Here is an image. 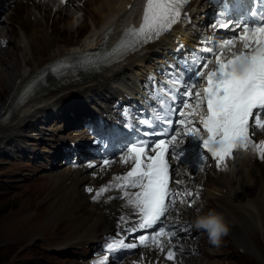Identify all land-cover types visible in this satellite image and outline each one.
I'll return each instance as SVG.
<instances>
[{"label": "bare ground", "instance_id": "obj_1", "mask_svg": "<svg viewBox=\"0 0 264 264\" xmlns=\"http://www.w3.org/2000/svg\"><path fill=\"white\" fill-rule=\"evenodd\" d=\"M53 1L57 2V5H55L54 2V6L58 9L54 14L57 13L60 15L55 20L51 17V9L53 8L51 3ZM128 1L129 0H113V4L104 5L105 7L101 6L96 10L93 5L91 8L88 6V0H84V2L78 0L77 5L79 6H77V12L84 13V10H90L92 12L91 16L88 18V22L91 24L88 32L90 33V39L94 38L95 35L99 37L104 31H116L122 23V19L114 13L120 6L126 4ZM216 1L218 0H196V2L193 3V5L196 6L195 12L190 14V17L192 18L191 23L187 26L177 27L174 30L172 37L158 43L155 51L165 48L171 43V39L175 40L172 48L166 49L169 52L168 59L171 60L175 46L180 42L185 43L184 37H201V35L198 34L197 29H201L202 31L207 30V25L209 24L207 22H209L213 12L217 10L215 8ZM219 1L224 6L226 0ZM0 6H2V2L0 3ZM15 7V9L13 8L15 17H13L11 21L17 25V29H11L10 32L7 31L2 34L1 37L5 38L4 36H8V38H12L13 45L16 49L15 54H17L18 58L13 59V56L10 55V53L7 54V51L2 52L1 61L2 65H4L3 73L6 74V77H0V81H4L2 82V86L4 85L7 88L4 102L2 106L0 105V117L7 110H11L10 119L6 123L0 125V144H5V149H7L6 153H3L12 156L14 155L13 149L15 143L16 146H23L31 135H35L33 129L28 128L25 130V126L32 123V120L38 117L45 118V113L50 109H57L60 112V107H62L61 97L66 90L76 88L87 97L94 93H112L116 90V84L120 82V77L130 74L136 66H138V71L141 70V68L145 67V61L150 60V56H147L143 60L140 59V63L128 61V63L122 65L114 72L109 73L107 71H102L92 78L80 75L79 77L70 76L64 80L54 79L42 90H39L34 96L35 98L31 96L29 101L21 107H18L13 103L15 96L18 93L19 86L23 81L31 77L33 72L40 68L44 63L54 58L60 57L69 52L84 49L86 46H92L90 45L92 44V41L85 36L86 39H83V42L79 44L76 43L69 49H66L61 45L58 35H64V33L61 32V29L58 30L53 27V25L58 24L61 19L60 10L64 11V16L68 17L67 23L64 25L67 26L69 32L73 30V26L79 25V22L77 24L76 22L80 19L82 20L85 16L84 15L83 18L79 17L78 20L75 18L73 19V14L71 12L63 10L64 8H67V5H63L61 0H17L15 2ZM10 13L8 14L9 17ZM69 13L72 15H69ZM99 40L100 39L97 38L96 43H98ZM164 60L165 59L163 58L162 62H164ZM192 76L193 79L191 82H195L197 77L194 75ZM73 77L77 80L75 83ZM17 80L19 81L16 82ZM58 82L63 83L59 84ZM0 93H3V90L0 91ZM52 97L56 98L53 101L48 102L50 99L52 100ZM112 97L116 98L117 96L113 95L106 100L104 99L103 104L106 105ZM91 98L93 97H90L89 99ZM39 104L42 105L38 106ZM75 106L76 105H73L71 108L76 109ZM77 114L79 113H76V115ZM258 138H262V141H264L262 131L258 133ZM48 157H52V154ZM260 166L261 165L258 161L245 159L241 161V169L237 171L232 169L228 173H220L214 167L206 168L204 173L206 182L203 186L200 182L201 175L192 180H187L188 184L197 186V189L203 193L202 199L210 198L219 204L217 211L221 212L226 220H230V222L233 223V230L231 231L230 237L233 238L234 243L238 245V247L245 246L247 249L248 235L246 227L249 226L253 217H247V207H243L241 204L242 197H239V201L236 195L235 197L232 196L230 190L236 185L240 186L243 192L247 191L246 189H243V185L249 178H252L251 187L253 183L254 189L260 185L259 189H256V193L252 199L258 202L262 207L261 209H263L264 161L261 166L263 167V171H256V173H260V176L253 177L255 173L252 174L251 171L256 169V167L257 169H260ZM125 169L126 168L121 165L119 160H115L107 169L101 171L98 169H92L89 171L79 169H58L49 174L51 184L45 199L47 200L49 207H52L50 209L46 208L50 211L47 219L50 222L55 223L60 221L63 222V224L68 225L69 229H71V235L67 238L64 236L65 241H78L86 231L90 232V238H92L93 232L97 231L99 226H107L109 224L107 216L101 211L102 209L115 210L116 201L114 199H106V195L104 196L102 194L96 199L93 197L89 199L93 193L87 195L84 189L87 186H94L95 188L105 186L113 179L110 178V176L122 174L125 172ZM247 172L249 173L247 174ZM94 174L105 175V177L94 178ZM174 177L177 178L178 176L175 175ZM238 177L240 178L238 179ZM230 180L233 181L231 182ZM227 188L230 190L228 191ZM249 191L253 193L252 190ZM222 206L226 207L227 214H224V210L221 209ZM184 208L185 205L182 204L177 208L178 211L175 210V220L179 218L181 220L187 219L195 222L196 216L193 211L184 210ZM262 226H264V224H262ZM159 251L160 249L158 247L153 251L142 249L138 254L139 257L134 259L131 263L145 264L147 260L152 259H158V261H161Z\"/></svg>", "mask_w": 264, "mask_h": 264}, {"label": "snow or ice", "instance_id": "obj_2", "mask_svg": "<svg viewBox=\"0 0 264 264\" xmlns=\"http://www.w3.org/2000/svg\"><path fill=\"white\" fill-rule=\"evenodd\" d=\"M187 2L188 0H146L140 26L127 29L124 38L107 54V58L123 55L159 38L178 22ZM219 27L230 26L228 23H221ZM235 28L242 31L224 39L218 47L214 43L203 49L211 58L203 57L193 61L200 65L193 73L197 80L184 89L185 99L180 101L179 109H167L178 113V119L173 121L167 115L157 116V119L169 126L174 123L179 125L182 133L175 132L170 139H158L151 143L147 140L131 143L127 146L126 154L121 157L123 164H130L129 170L113 177V182L100 188L93 197L98 198L111 187L125 189L123 195L128 205L136 211L140 229L157 225L176 208L177 203L184 204L186 197H191L188 207L195 203L191 189H185L181 194L170 187V183H182L172 180L176 168L184 163L186 155L178 140L194 139L202 142L205 152L201 153V159L209 158L207 154H210L217 168H227L226 161L235 150H247L250 146L264 159V141L254 142L252 139L257 130H264V13L260 14L259 22H254L251 26L244 23ZM238 42L242 47L239 52H235L232 49ZM225 52L229 54L227 59L224 58ZM200 80L204 81L203 87L199 85ZM173 83H184L179 73ZM168 92L173 100L178 98L172 88ZM140 123L152 127V122L148 119ZM108 163L104 161L106 166ZM128 188L138 191L131 193L127 191ZM87 191L92 192L93 189L88 188ZM196 194L198 195V191ZM130 230L136 231V228ZM176 236L177 232H166L161 228L151 237L152 246L164 252L160 238L167 237L171 244L172 238ZM148 239L141 235L137 244L125 243L121 238L109 243L107 249L113 252L122 248L147 247ZM166 258L169 261L176 259V253L171 247L166 250ZM107 259L104 257L98 264H107Z\"/></svg>", "mask_w": 264, "mask_h": 264}, {"label": "rangeland", "instance_id": "obj_3", "mask_svg": "<svg viewBox=\"0 0 264 264\" xmlns=\"http://www.w3.org/2000/svg\"><path fill=\"white\" fill-rule=\"evenodd\" d=\"M77 1L78 0H70L67 8H64L63 10H68L69 12H71L73 14V19L75 18L76 20H78L79 17L83 18V16L85 15L82 20L80 19L76 22V24L79 22V25L73 26V30L69 32L67 26L64 25L67 23L68 17L64 16L65 13L62 10H60V21L58 22V24L53 25V27L57 28L58 30L61 29V32L64 33V35H58V37L61 41V45L66 49H69L76 43L79 44L83 42V39H86V37H88V39L92 41V44L94 42V38L90 39V33H88L91 25L88 22V18L89 16H91L92 12L90 10H84V13L77 12L76 9L77 6H79L77 5ZM88 1V6L91 8V6L93 5L96 10L101 6L105 7L107 4H113V0ZM54 2L55 1L51 3V5L53 6V8L51 9V17L53 20L60 16L57 13L54 14V12L58 10L54 6ZM80 2H84V0H80ZM55 5H57V2H55ZM14 9L10 13V17L9 15L6 18L4 16L5 20L1 23L0 26V37L7 31L10 32L11 29H17V25L13 21H11L12 18L15 17ZM71 13H69V15ZM4 37L8 38V36ZM8 39L9 42L6 48L7 54L10 53V55L13 56V59H17L18 56L17 54H15L16 49L13 45L12 38ZM162 59L160 60V62H162ZM3 69L4 65H2L0 56V77L2 78L4 76L6 77V74L3 73ZM18 81L19 80H17L16 82ZM0 82V91L3 90V93H0V105L2 106L5 95L7 94V88L4 85L2 86V82L4 81ZM55 98L56 97H52V100L50 99L48 102L53 101ZM41 105L42 104H39L38 106ZM62 107H64V105ZM75 107L76 109H72L70 107L75 115L76 113L80 114L87 112V107L85 104L76 105ZM71 110L65 111L71 112ZM6 150L7 149H5V144H0V188L3 187L2 183H5L7 180L19 178L20 175L28 173V169L24 168V166H27L26 162H21V160H19L16 155H5L3 152L6 153ZM260 165L262 166L263 163H261ZM261 166L259 167L260 169H257L256 167V169L251 170L252 174L255 173L253 177L260 176V173H256V171L260 172V170L263 169V167ZM248 173L249 172H247V174ZM239 178L240 177H238V179ZM230 181L232 182L233 180ZM251 183L252 178H249L243 185V189L247 190L244 192L242 191L240 186L236 185L232 188V190L227 188L228 191L230 190L233 197H235L236 195L238 200L239 197H242L241 204L243 207H247V217H253L249 223V226L246 227V232L248 235V249L244 246L241 247L243 249L242 252L239 251L238 245L236 246L234 244L233 238L228 234L222 238V248L215 252V258L212 261L208 262L201 259H195L191 261L188 260L190 264H264V226H262V224H264V208L261 209V205L252 199V197H254L256 193V189H259L260 185H258V187L254 189V183L252 187ZM50 184V180L37 184L15 180V182L11 184L12 189L10 191L4 190V192L1 193L3 195L2 197H0V264H74L72 260L76 261V264H81L80 257L82 249L77 247V244L69 246L66 255L55 256L49 251L43 250L42 247H44V242H39L40 239L49 237L48 239L50 244L57 245L55 247H62L64 246V244L66 245L70 241H65L64 239V236H66L65 238H67L71 235V229H69L67 224L65 225L60 221L55 222V224L54 222H50L47 219L50 211L46 208L50 209L52 207H49L48 202L45 199L46 194L50 189ZM249 190H252L253 193H251ZM209 201L211 205H208L207 208L202 212H200L199 209L193 210L195 216H197L198 214L207 213L212 209H217L219 205L213 200L206 199L203 200V203H207ZM221 209L224 210V214H227L226 207L222 206ZM88 238H90V232L86 231L84 232L80 240H86Z\"/></svg>", "mask_w": 264, "mask_h": 264}, {"label": "clouds", "instance_id": "obj_4", "mask_svg": "<svg viewBox=\"0 0 264 264\" xmlns=\"http://www.w3.org/2000/svg\"><path fill=\"white\" fill-rule=\"evenodd\" d=\"M195 226L198 229H204L208 233L209 242L214 245H219L229 231V225L224 215L215 209L198 214L195 219Z\"/></svg>", "mask_w": 264, "mask_h": 264}]
</instances>
